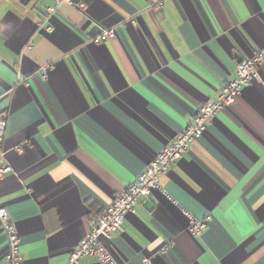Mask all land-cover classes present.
I'll use <instances>...</instances> for the list:
<instances>
[{"label":"crops","instance_id":"1","mask_svg":"<svg viewBox=\"0 0 264 264\" xmlns=\"http://www.w3.org/2000/svg\"><path fill=\"white\" fill-rule=\"evenodd\" d=\"M70 1L0 0V208L22 264H67L87 222L264 46V0ZM106 244L119 264H264V62Z\"/></svg>","mask_w":264,"mask_h":264},{"label":"built area","instance_id":"2","mask_svg":"<svg viewBox=\"0 0 264 264\" xmlns=\"http://www.w3.org/2000/svg\"><path fill=\"white\" fill-rule=\"evenodd\" d=\"M70 5V0H64ZM77 7L81 11L86 10V5L80 2ZM160 6H154L159 9ZM54 8L49 9V14L38 24V31L44 30L51 33L54 29L50 22ZM115 37L113 28L101 29L92 41H110ZM264 62V46L254 51L249 57L241 60L235 67V76L232 80L223 84L219 89L216 101H206L202 103L197 113L181 132L177 133L169 142L162 147L153 160L130 183L114 201L97 217L87 222V231L80 239L77 246L69 254L67 264H79L85 257H93L100 264H119L113 256L106 242H110L114 235L124 232L125 217L135 211L139 199H148L153 189L159 188V177L167 175L172 166L189 149L190 142L199 139L208 124V121L222 110L230 107L240 94L241 90L248 86L257 77V70ZM53 65H48L42 69H52ZM43 74L42 78L45 79ZM5 137V121L0 119V179L10 172L11 167L4 162V152L1 150V143ZM15 153L21 154L22 148L15 146ZM0 226L4 233L6 252L4 264H22L23 255L20 252V237L14 221L8 211L0 208ZM206 229V221L189 217L187 233L192 237H199ZM172 248V244H166L161 249L167 252ZM140 264H151L150 259H143Z\"/></svg>","mask_w":264,"mask_h":264}]
</instances>
